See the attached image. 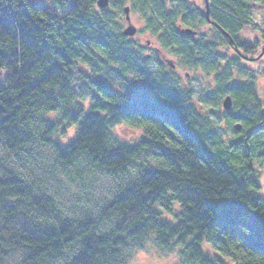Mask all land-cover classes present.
Returning <instances> with one entry per match:
<instances>
[{"label":"trees","instance_id":"1","mask_svg":"<svg viewBox=\"0 0 264 264\" xmlns=\"http://www.w3.org/2000/svg\"><path fill=\"white\" fill-rule=\"evenodd\" d=\"M208 1L209 20L189 0H61L62 16L34 0H0V264H128L147 240L180 248L176 264H264V197L252 165L264 169V83L260 97L253 75L233 81L215 51L254 53L238 37L264 0ZM127 5L183 64L215 76L212 100L231 96L223 118L241 124L237 137L225 141L173 70L122 33L116 12ZM119 125L141 130L137 142L120 141ZM16 162L43 179L22 177ZM46 176L79 188L107 176L116 187L68 210Z\"/></svg>","mask_w":264,"mask_h":264},{"label":"rangeland","instance_id":"2","mask_svg":"<svg viewBox=\"0 0 264 264\" xmlns=\"http://www.w3.org/2000/svg\"><path fill=\"white\" fill-rule=\"evenodd\" d=\"M36 3H40L49 9L55 10L60 16L63 15L59 8V1L61 0H34ZM168 1V0H166ZM191 3L198 5L201 10H205L204 0H189ZM73 0H70V3ZM70 3L68 5H70ZM130 6V5H129ZM98 8V6H96ZM251 22L247 24V27L239 32V41L251 46L254 49L253 54H245L235 52V46L228 44H220L216 48V53L220 56L223 68L226 67L232 70L233 81L245 82L253 75L254 82L257 87L259 96L263 92L262 87L264 83V3H257L253 5V9L250 12ZM117 20L120 24L121 30L127 26L125 19L124 10L116 12ZM130 22L136 28V32L133 36H128L134 41V45L140 49L141 53L147 56L153 63L156 64V59H160L166 63V68L173 70L172 76L178 81V84L183 89L191 90V99L196 106H201L205 114L212 120H216L220 124L219 133L229 142L234 137H237V131L234 129V125L239 122H234L231 125L228 124L226 117L223 118L225 110L221 103L223 97L218 103H214L212 100L214 91H216L217 83L213 74H208L203 70H196L189 68L183 64L181 57L177 56L170 48L164 47L159 42L158 35L154 34L146 28L145 18L137 11L129 9ZM199 32L205 34L207 41L216 37L214 30L210 25H203L199 28ZM238 49V48H237ZM173 64L171 67L170 64ZM240 68L241 72L238 71ZM263 129L258 135L259 140H264V123ZM141 130H133L123 125H119L112 130V133L124 143H136L137 137L141 134ZM73 129H70L66 136L60 138L61 143H66L69 138L73 136ZM2 153V152H1ZM252 165L257 169V182L259 184L258 194L264 197V169L257 166L256 162L253 161ZM14 169L21 174L22 177L32 179L35 182L37 178L44 176L40 169L26 168L23 164L16 162ZM92 178V177H91ZM58 178L55 180L45 177V183L55 196V198L65 207H69L73 210L81 211L85 200H90L92 203H98L101 200L112 197V192L116 187V181L113 177L99 176L92 178L87 186L79 188L81 185H69L65 180L59 181ZM43 183V182H42ZM202 248L210 256L218 255L215 254L211 245L204 240ZM180 248H173L172 250L161 248L152 240H147L144 243L143 248L129 250L128 264H176L179 257Z\"/></svg>","mask_w":264,"mask_h":264},{"label":"water","instance_id":"3","mask_svg":"<svg viewBox=\"0 0 264 264\" xmlns=\"http://www.w3.org/2000/svg\"><path fill=\"white\" fill-rule=\"evenodd\" d=\"M109 2L110 0H96V4L98 7L100 8H106L108 5H109ZM209 6H210V3L208 0H205V15H206V18L209 20ZM124 13H125V19L127 21V26L122 30V33L125 35V36H133L136 32V28L135 26H133L130 22V17H129V6H125L124 7ZM216 27H218L217 25H215ZM181 32H187V33H194L195 31L187 28V29H182ZM229 41L232 43V39L231 37H229ZM235 49L237 50V47L235 46ZM168 63L170 64V66L172 67L173 64L170 63L168 61ZM222 107L225 109V110H229L231 107H232V98L230 95H226L223 99H222V103H221ZM241 124L240 123H236L234 125V129L236 130H239L241 129Z\"/></svg>","mask_w":264,"mask_h":264}]
</instances>
